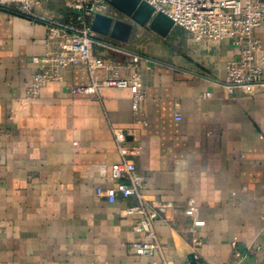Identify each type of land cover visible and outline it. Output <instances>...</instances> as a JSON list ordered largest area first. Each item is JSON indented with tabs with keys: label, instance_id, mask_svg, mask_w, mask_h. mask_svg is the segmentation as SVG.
Masks as SVG:
<instances>
[{
	"label": "crops",
	"instance_id": "crops-1",
	"mask_svg": "<svg viewBox=\"0 0 264 264\" xmlns=\"http://www.w3.org/2000/svg\"><path fill=\"white\" fill-rule=\"evenodd\" d=\"M31 14L63 21L68 8L43 0ZM124 23L117 38L98 36L94 53L126 65L124 77L138 72L145 124L128 87L80 93L93 84L81 67L30 95L45 26L0 8V264H190L192 236L208 264L231 262L233 243L243 264H264V83L229 96V44ZM254 36L264 47V24ZM113 128L138 148L143 197L160 206L162 252L153 256L134 254L140 216L125 210L140 202L106 200L110 168L121 163Z\"/></svg>",
	"mask_w": 264,
	"mask_h": 264
},
{
	"label": "built area",
	"instance_id": "built-area-1",
	"mask_svg": "<svg viewBox=\"0 0 264 264\" xmlns=\"http://www.w3.org/2000/svg\"><path fill=\"white\" fill-rule=\"evenodd\" d=\"M43 0H0V8L16 12L41 22L45 26V54L34 57L31 62L36 68L33 82L29 89L35 95L49 82L61 81L65 70L81 67L93 76V84L79 88L83 94H93L98 87H128L132 94V110L136 120L140 119L139 108L144 98L141 77L132 72L124 77L126 65L111 63L94 53V47L101 45L98 36L91 30L95 15L110 17L112 21L123 22L127 19L109 4V0H63L68 14L63 21L46 19L31 14ZM148 3L154 14L161 12L173 22V29L182 30L196 42L212 41L227 43L236 50V57L225 64L222 88L229 96L236 94L250 95L264 83V47L254 36V31L264 24V0H141ZM100 75V77H96ZM210 97V94H205ZM115 147L121 157V163L110 168L111 188L106 200L113 204L118 200L135 198L139 206L130 207L125 214L140 216L133 231L138 241L133 245L137 256H153L162 252L157 240L154 223L160 218V206L146 204L142 190L144 177L136 171L133 157L138 148L127 145L128 132L113 128ZM104 172V171H103ZM191 209V222L197 221V209ZM193 226V225H192ZM192 226L189 232L193 233ZM201 245L198 237L190 238L191 254L195 264H208L197 253ZM232 260L228 264H243L244 256L232 244Z\"/></svg>",
	"mask_w": 264,
	"mask_h": 264
},
{
	"label": "water",
	"instance_id": "water-1",
	"mask_svg": "<svg viewBox=\"0 0 264 264\" xmlns=\"http://www.w3.org/2000/svg\"><path fill=\"white\" fill-rule=\"evenodd\" d=\"M109 4L121 15L131 22L148 26L149 29L160 37H167L173 30L172 20L165 14L158 12L154 14V9L141 0H109ZM128 24L119 21H112L110 17L95 15L91 23V30L99 36H110L117 38L122 28H129ZM125 39V37H123ZM190 264H195L193 256H188Z\"/></svg>",
	"mask_w": 264,
	"mask_h": 264
},
{
	"label": "rangeland",
	"instance_id": "rangeland-1",
	"mask_svg": "<svg viewBox=\"0 0 264 264\" xmlns=\"http://www.w3.org/2000/svg\"><path fill=\"white\" fill-rule=\"evenodd\" d=\"M37 7H38V6H37ZM37 7H35V8H37ZM33 10H34V9H33ZM173 30H174V31L171 33V36H172V35H175V33L177 34L178 31H179L177 28H174Z\"/></svg>",
	"mask_w": 264,
	"mask_h": 264
}]
</instances>
